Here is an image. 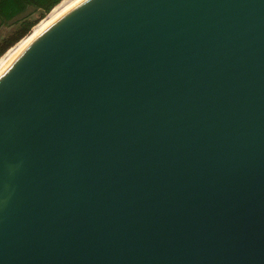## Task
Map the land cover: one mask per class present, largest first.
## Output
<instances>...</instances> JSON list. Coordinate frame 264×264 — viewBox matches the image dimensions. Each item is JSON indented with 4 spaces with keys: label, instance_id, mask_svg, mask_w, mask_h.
Segmentation results:
<instances>
[{
    "label": "water",
    "instance_id": "95a60500",
    "mask_svg": "<svg viewBox=\"0 0 264 264\" xmlns=\"http://www.w3.org/2000/svg\"><path fill=\"white\" fill-rule=\"evenodd\" d=\"M0 264H264V0H76L31 37Z\"/></svg>",
    "mask_w": 264,
    "mask_h": 264
},
{
    "label": "trees",
    "instance_id": "16d2710c",
    "mask_svg": "<svg viewBox=\"0 0 264 264\" xmlns=\"http://www.w3.org/2000/svg\"><path fill=\"white\" fill-rule=\"evenodd\" d=\"M59 1L61 0H0V20L5 22L15 19L14 23H16L12 33L0 43V57L36 24L37 19L31 18L33 12L40 10L39 17L43 16Z\"/></svg>",
    "mask_w": 264,
    "mask_h": 264
},
{
    "label": "bare ground",
    "instance_id": "6f19581e",
    "mask_svg": "<svg viewBox=\"0 0 264 264\" xmlns=\"http://www.w3.org/2000/svg\"><path fill=\"white\" fill-rule=\"evenodd\" d=\"M76 0H66L57 5L38 25H36L31 32L20 42H18L14 47L8 50L1 58H0V69L5 68L11 59L22 49V47L33 37L42 27H44L51 19H53L56 15L62 12L69 5L74 3ZM65 2V3H64Z\"/></svg>",
    "mask_w": 264,
    "mask_h": 264
},
{
    "label": "rangeland",
    "instance_id": "374dc122",
    "mask_svg": "<svg viewBox=\"0 0 264 264\" xmlns=\"http://www.w3.org/2000/svg\"><path fill=\"white\" fill-rule=\"evenodd\" d=\"M61 1H63V0H61ZM61 1H59V3L61 2ZM65 2H66V0H65ZM64 2V3H65ZM59 3H57L56 5H58ZM55 5V6H56ZM54 6V7H55ZM54 7L49 11V12H47V13H45L43 16H40L39 17V15H40V10H37V11H35V12H33L32 13V16H31V18H35V19H37V21L33 24L34 26H32L31 28H30V30H29V32L23 37V38H21L19 41H17L15 44H13L12 46H10L5 52H4V54L8 51V50H10L12 47H14L18 42H20L21 40H23L30 32H31V30L36 26V25H38L40 22H42L44 19H46V17L48 16V14L54 9ZM14 21H15V19H12V20H9V21H1L0 20V43L2 42V40L5 38V37H7V36H9L11 33H12V31H13V29L15 28V24L16 23H14ZM3 54V55H4ZM2 55V56H3ZM1 56V57H2ZM0 57V58H1Z\"/></svg>",
    "mask_w": 264,
    "mask_h": 264
}]
</instances>
